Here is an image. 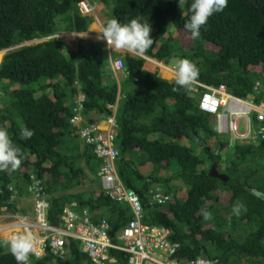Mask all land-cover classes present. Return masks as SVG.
Listing matches in <instances>:
<instances>
[{
	"label": "trees",
	"instance_id": "16d2710c",
	"mask_svg": "<svg viewBox=\"0 0 264 264\" xmlns=\"http://www.w3.org/2000/svg\"><path fill=\"white\" fill-rule=\"evenodd\" d=\"M80 1L0 0V50H10L0 65V128L22 153L18 169L0 171V206L8 205L12 214L24 212L15 198L29 195L27 185L38 178L50 203L51 224L61 220L66 206L95 221L106 218L114 235L132 219L129 205L102 189L97 171L102 160L70 122L78 112L71 102L82 93L88 120L115 116L118 175L140 195L143 223L169 228L183 258L264 264V138L237 144L232 153L230 137L217 132L191 86L173 91L175 80L145 70L146 60L129 53L122 57L126 73L118 81L102 43L80 39L75 49L69 47L58 35L86 32L94 21L80 13ZM97 1L121 17V23L137 17L150 23L154 43L144 55L174 67L189 59L199 69L197 80L224 82L243 97L257 81L260 93L254 100L264 101V0H228L195 40L184 28L192 0L182 9L179 0ZM211 45L219 50L211 51ZM254 126L260 128V123L254 120ZM25 127L34 133L26 140L20 138ZM213 139L219 154L209 143ZM222 161L228 180L210 175L214 163ZM152 187L169 196L165 205L151 203ZM237 201L246 208L239 216L232 213ZM205 211L211 219H204ZM6 241L0 237V264H17ZM65 249L63 257L50 246L40 257L30 253L28 264H128L125 255L98 263L72 238Z\"/></svg>",
	"mask_w": 264,
	"mask_h": 264
},
{
	"label": "clouds",
	"instance_id": "9594fccd",
	"mask_svg": "<svg viewBox=\"0 0 264 264\" xmlns=\"http://www.w3.org/2000/svg\"><path fill=\"white\" fill-rule=\"evenodd\" d=\"M82 1H87L92 6V9L88 13H83V11L81 10L79 4ZM80 2L78 3L80 13L84 16L93 17L94 21L89 26L86 32L78 33V32H70L67 30L58 35V37L65 39L69 47L75 49L80 39L91 40L90 38L86 37V35L90 31L91 26L100 16L104 19V23H102V27L100 32L98 33L97 39L106 42L108 47L106 48H107L109 60L111 62V69L115 73L118 81L126 73L125 63L122 58L123 55H125L126 53L141 57L145 59L146 62L151 64L167 66L173 71H175V76L172 77L171 79H167L169 81L175 80V84L178 87H174L173 91H179L180 88H184L185 90H187L191 86V90L193 91V93L197 94L199 97V108L213 118V120L215 121L214 123L217 132L220 135H222L221 137H224L225 135L230 137L228 141V149L232 153L235 152V148L237 144H241V145L250 144L254 141H257L260 136L261 138H264V126L261 125V123L264 122V120L258 119V111L254 106V105H264L263 100L260 102H256L254 100L255 99L254 97L260 93L259 82L255 81L253 92L248 96L243 97L237 95L224 82L211 85L204 83L200 80H197L199 69L189 59L186 58L180 59L177 63V66L174 67L156 58H152L144 55L147 52V50L150 47H152L154 41L150 37L151 25L147 21L142 22V17L131 19L127 23H121L122 18L116 14H111L110 12H108L107 9L105 8L104 3L97 0H81ZM185 3L186 0H179V6L181 9ZM227 3L228 0H192L189 7V12L191 13V15L189 19L185 22L184 28L188 32H190L191 38L193 40L200 38L202 26L206 25L209 17L212 16L214 13L222 12L227 7ZM98 10L99 12H97ZM66 36L68 37L77 36V40L75 41V43L72 44L67 40ZM50 38L51 37L49 36L45 39H34L32 41L25 42L24 45H32V44L40 43ZM218 50H219V46L216 45L215 50H211V51H218ZM116 54H120L121 57L112 61L113 56H115ZM119 59L122 60L123 67L117 69L114 65V62ZM146 67L147 64L145 63L144 65L145 70H147ZM153 73H158V75L162 77L161 74H159V71ZM162 78L166 79L165 77ZM137 80L138 79H136L135 81ZM231 101L244 103L248 106V108L246 110L231 108L229 106V103ZM84 102H85V95L82 93L77 95L71 102V104L74 106V108L77 109L78 112H74V115L71 117L70 122L79 128V135H80V128L89 123L98 124L102 128L101 130L104 133H107L108 131L113 133V127L116 124V120L114 125H111L108 122V118L105 119L106 121L105 125L102 124L100 120L97 122L88 120L83 112ZM75 116L80 117L81 120L77 119L76 122H73L72 120L73 118L75 120ZM113 117L115 119V116ZM254 120L260 123V128H256L254 126ZM236 125L238 131L242 135H244L242 138L237 137L233 131L236 129ZM33 134L34 133L32 130H29L28 128L25 127L20 131V138L25 140L30 139ZM182 138L183 136L180 137L179 139ZM80 139L82 140L83 143L87 144L82 139L81 136ZM82 142H80L81 148H83ZM209 143L212 145L216 154L221 153V150L217 147L216 143L214 142V139ZM223 162L225 161H222L221 163ZM21 163H22V153L20 148L13 144L7 130L4 128H0V171H8L9 169L16 170L20 167ZM214 165H216V168L218 170L220 166H217V163H214ZM219 172L223 173L222 170H220ZM37 181L40 182L39 186H42L44 191L43 181L38 178L36 179L34 178L31 181V186L35 185ZM30 187L29 185H27V191L29 194L27 196H30L33 199V205H34L35 197L33 192L30 190ZM7 208L8 205L6 204L0 206V215L4 213L12 214L11 212L6 211ZM242 211H246V208L241 202L237 201L232 206V213L236 216H239ZM203 216L204 219L206 220L212 218L211 213L206 211L203 212ZM20 218L21 221L27 220L24 217H20ZM33 220H34V216H33ZM112 235L114 236L113 233ZM6 245L10 253L15 258L17 264H28L29 254L34 253L35 251L33 244V236L31 233L13 235L8 241H6ZM221 262L226 264H231L225 261H221ZM193 264H210V262L205 261L201 257H197L196 260L193 262Z\"/></svg>",
	"mask_w": 264,
	"mask_h": 264
},
{
	"label": "built area",
	"instance_id": "2783aa9c",
	"mask_svg": "<svg viewBox=\"0 0 264 264\" xmlns=\"http://www.w3.org/2000/svg\"><path fill=\"white\" fill-rule=\"evenodd\" d=\"M83 13H88L92 6L87 1L80 2ZM117 69L123 67L122 60H116ZM231 108L246 110L248 106L241 102L231 101ZM258 111V119L264 120V105H254ZM81 107V106H80ZM81 120L75 116L73 122ZM108 122L114 125V117H109ZM102 128L95 123H89L80 128V136L90 145L94 146L96 156L102 160L99 176L102 189L112 196L117 202L129 205L133 218L114 236L112 227L106 218L95 221L85 212L78 213L71 206L63 209L61 220L51 224L48 219L50 203L46 192L43 191L40 182L30 187L34 200V220L22 221L23 229L33 228L39 233L34 237L39 248L34 251L36 257L42 256L48 246L56 256H64L67 238L81 242L83 251L88 253L98 263L108 261L116 262L119 255L128 257V264H193L196 259H186L178 255L179 243L170 239L171 230L162 226H151L142 221L144 205L140 195L128 188L121 181L117 171L119 150L114 145V136L108 131L102 132ZM237 137L242 135L237 128L233 130ZM151 203L165 205L169 196L161 187H152L149 191ZM72 205H76L73 203ZM59 225V226H58ZM210 264H226L215 258H202Z\"/></svg>",
	"mask_w": 264,
	"mask_h": 264
},
{
	"label": "crops",
	"instance_id": "0c3cea01",
	"mask_svg": "<svg viewBox=\"0 0 264 264\" xmlns=\"http://www.w3.org/2000/svg\"><path fill=\"white\" fill-rule=\"evenodd\" d=\"M102 21L100 18H98L94 24L91 26L90 31L87 33L86 37H97L98 33L101 30L102 27ZM147 64V70L151 72L159 71L162 77H165L166 79H171L175 76V71L170 69L167 66L164 65H155L146 62ZM167 74L169 77H167ZM170 103V102H169ZM170 104H173L172 102ZM102 124H106L105 119L100 120ZM185 137V136H183ZM15 202H18L19 206H23V209H25L24 212L18 213L16 215L13 214H1L0 215V237L4 239H10L13 235H19V234H25V233H31L33 236V244L34 249L37 250L39 248L38 243L36 242L34 237H38L39 233L33 228L29 230L23 229L24 223L21 221L20 217H24L30 222L33 220L34 216V205H33V199L30 196H27V193L25 196L17 197L15 198ZM59 226V225H58ZM7 231H10L8 234H5Z\"/></svg>",
	"mask_w": 264,
	"mask_h": 264
},
{
	"label": "rangeland",
	"instance_id": "374dc122",
	"mask_svg": "<svg viewBox=\"0 0 264 264\" xmlns=\"http://www.w3.org/2000/svg\"><path fill=\"white\" fill-rule=\"evenodd\" d=\"M97 12H99V10L97 11ZM97 15V14H96ZM98 16V15H97ZM99 18L101 19V21L104 23V19L102 18V17H100L99 16ZM170 28H171V30H176L175 28H174V26L172 25V26H170ZM170 30V31H171ZM66 38H67V40L70 42V43H75V41L77 40V36H74V37H68V36H66ZM74 47H75V45H74ZM15 48V47H14ZM210 49L211 50H215V47L214 46H210ZM10 50H6V49H4V50H1L0 51V64H1V62H2V60L4 59V57H5V55L9 52ZM159 74H160V72H159ZM167 77H169V75L167 74ZM213 126H215V123L213 124ZM226 165H227V163L226 162H223V163H221V165H220V167L218 168V170L220 171V170H223V169H225L226 168ZM90 170V169H89ZM89 170H86V171H89ZM98 173H99V171H100V168H98ZM92 174V173H91ZM35 231H36V229H35ZM10 231H7L5 234H8Z\"/></svg>",
	"mask_w": 264,
	"mask_h": 264
},
{
	"label": "water",
	"instance_id": "95a60500",
	"mask_svg": "<svg viewBox=\"0 0 264 264\" xmlns=\"http://www.w3.org/2000/svg\"><path fill=\"white\" fill-rule=\"evenodd\" d=\"M90 39H91V41H98V42L102 43L105 47H107L106 42L103 41V40H98L97 37H91ZM107 48H108V47H107ZM0 65H1V64H0ZM210 175L213 176V177H218V178H220V179H222V180H228V176L225 175L224 173H220V172L217 170L216 165H214V166L212 167V169L210 170Z\"/></svg>",
	"mask_w": 264,
	"mask_h": 264
},
{
	"label": "bare ground",
	"instance_id": "6f19581e",
	"mask_svg": "<svg viewBox=\"0 0 264 264\" xmlns=\"http://www.w3.org/2000/svg\"><path fill=\"white\" fill-rule=\"evenodd\" d=\"M104 128V127H103Z\"/></svg>",
	"mask_w": 264,
	"mask_h": 264
}]
</instances>
